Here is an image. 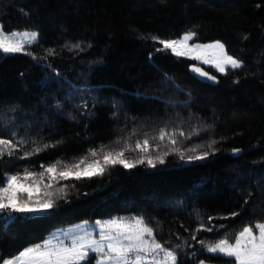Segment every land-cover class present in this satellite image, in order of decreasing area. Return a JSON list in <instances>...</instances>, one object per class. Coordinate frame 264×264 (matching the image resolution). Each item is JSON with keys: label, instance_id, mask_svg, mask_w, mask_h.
<instances>
[{"label": "trees", "instance_id": "1", "mask_svg": "<svg viewBox=\"0 0 264 264\" xmlns=\"http://www.w3.org/2000/svg\"><path fill=\"white\" fill-rule=\"evenodd\" d=\"M0 24L5 33H38L26 45L31 55L0 57V102L41 108L43 117L50 111L56 125L51 155L21 159L33 150L21 146L0 158V180L26 168L39 174L52 161L74 164L90 150L134 148L143 132L164 151L168 141L151 137L161 129H199L180 148L199 144L195 154L210 152L203 160L170 154L154 168L115 165L67 179L58 207L39 218L0 213V263L61 226L140 216L165 246H183L181 264H227L209 259L198 241L234 239L264 221V0H0ZM188 32L196 42H222L244 67L225 74L206 68L218 78L210 85L190 73L191 59L156 51L159 40ZM177 115L191 121L175 125ZM212 141L215 151L207 148Z\"/></svg>", "mask_w": 264, "mask_h": 264}, {"label": "snow or ice", "instance_id": "2", "mask_svg": "<svg viewBox=\"0 0 264 264\" xmlns=\"http://www.w3.org/2000/svg\"><path fill=\"white\" fill-rule=\"evenodd\" d=\"M196 36L195 32L185 33L177 40H159L161 48L156 49L158 52H171L179 56H188L189 58L200 60L203 63H212L217 71L225 74L228 70H235L244 67L243 61L228 55L225 51V45L220 41H215L207 45H188V41ZM158 40V37H152ZM246 39V37H245ZM38 40V33L17 32L5 33L3 27L0 26V57H7L14 54L23 53L31 55L26 45H30ZM73 48H79L76 44ZM211 53L212 59L206 57L207 53ZM49 54H53L49 50ZM36 59V57H33ZM193 71L200 76L215 80L214 76H210L201 68L193 66ZM86 106V105H85ZM199 129H193L187 135L183 131L165 132L161 129L158 137L152 138L163 142L167 137L168 144L166 150L156 156L149 153L157 151L159 144L155 147L149 138H145L142 142L138 141L134 148L127 145L118 151H104L98 153L97 150H90L89 156L93 159L89 162L86 158H81L75 164H62L57 161L54 164L41 167L44 171L39 174L33 173L25 169L23 176L20 174L5 175L0 180V213H17L21 214V218L33 217L39 218L54 211L58 205L57 199H62L65 189L63 187L57 189L56 193L45 192V198H34L33 191H39L37 187L43 181L47 174L51 181L67 180L74 178L81 180L83 178H92L94 176L103 175L110 166L121 165L125 169H131L138 164H147L148 167H156L157 164H164L165 157L170 154L178 155L181 160H203L210 152L203 151L199 154L197 148L203 145H194L190 148L176 147L181 143L178 141L177 134L185 139H190L193 135H199ZM5 136L9 138H4ZM28 143L23 137L18 138V132L13 121L7 119L0 112V158L5 155L14 156L20 146ZM212 141L207 145L211 151H215ZM51 147L44 145L43 148L37 147L31 152H25L21 159L33 155L36 152L43 151ZM138 150L141 155L132 160L125 156L126 151ZM239 149H234L233 153H239ZM193 153L185 155V153ZM98 155H102L103 163L96 159ZM37 175L39 179H37ZM30 181V183H29ZM50 188L51 183L44 185ZM23 193H27V199L23 198ZM247 203V200L245 201ZM182 204L178 202L177 206ZM236 216L238 213H231ZM198 218L200 214L197 213ZM229 217H223L228 219ZM209 220L213 219L208 217ZM99 239L93 238L91 232H87L82 236H73L66 242L60 239L58 235L52 234L41 243L31 245L20 250L9 259H3L2 264H88L94 259L95 264H181L178 251L183 247L176 244L174 247L165 246L157 239L155 229L150 227L143 217H117L106 221H97ZM223 227V225H221ZM204 228L203 220H200V231ZM206 230L212 231V228ZM197 239L195 232L191 237ZM179 239V237H178ZM202 250L211 258H226L227 264H264V222H258L255 225L244 226L242 230L235 234L234 239L231 235L212 243L205 244L198 241ZM199 264H205L201 260Z\"/></svg>", "mask_w": 264, "mask_h": 264}, {"label": "rangeland", "instance_id": "3", "mask_svg": "<svg viewBox=\"0 0 264 264\" xmlns=\"http://www.w3.org/2000/svg\"><path fill=\"white\" fill-rule=\"evenodd\" d=\"M0 26H1V24H0ZM17 32H32V31H17ZM184 34H182L177 39H180ZM177 39H173V40H177ZM212 42H215V41H212ZM212 42H205V43L196 42L195 37H194L192 40L188 41V45L189 46H191L193 44L207 45V44H210ZM161 47H162V45L160 44L159 48H161ZM168 51L171 52V50H168ZM180 57L189 58L188 56H180ZM206 57L209 60H211L212 59L211 53L210 52L207 53ZM189 59H191L195 64L202 65L205 68L210 69L214 73L222 74L221 72L216 70V68L213 66L212 63L206 64L200 60H196V59H192V58H189ZM42 110L43 109H41V108H32V107L22 105V104L8 103V102H4V101L0 102V112H2L4 114V116L7 117V119L14 122L16 129H17V132H18V138L23 137L24 139H26L28 141V143H26L24 145L30 146L32 149H35L37 147L43 148L44 145H51V147H48V148L44 149L43 151L36 152L37 157H39V156L43 157V155H45V154H47L48 156L51 155L53 149L56 146V143L53 142L54 141L53 138L55 137V132H56V130H55L56 125L54 124L55 123L54 118L52 117L54 114L50 111H46L45 114H48V115H46V117H43L41 115ZM175 114L176 113H174V115ZM189 117H191V116H189ZM173 120H175V122H177L175 125H181L183 127H186L188 125L189 122H187V121H191L190 119L182 118L179 115H177V117ZM164 130H165V132H170L168 129H164ZM156 132H157V137H158L160 131H156ZM141 134H142V138H139V139H142V140L140 142H142L147 137L145 132H143ZM151 137L154 138L153 135H151ZM4 138H9V137L5 136ZM177 139H178V141H181V143L177 144L178 147L182 146L184 144V142L188 141L187 139L184 141L181 140V139H183V137H180L179 135H178ZM165 140L168 141L167 137L165 138ZM154 141H158V140H154ZM24 145H22V146H24ZM161 152H162L161 150L160 151L157 150V151L150 152L149 154L152 156H156V155L160 154ZM191 154L192 153H188V152L185 153L186 156L191 155ZM136 156H139V155L136 153ZM80 159L81 158H79L78 161ZM86 159L90 162L93 158L88 156V157H86ZM96 159H99L101 164L103 163L102 155L96 157ZM54 162L55 161L49 162V163H47V165H44V166L51 165ZM71 163H72V161L69 163H66V164L71 165ZM41 171H44V169H42ZM23 172L24 171H21V173H17V172L9 173L7 175L20 174L21 176H23ZM37 179H39L38 175H37ZM63 181H65V180L61 179V180L50 182L49 177L46 174L43 178V181L37 185V187L39 188V191L38 192L33 191V197L44 199L46 191L56 193L57 189H59L61 187L65 188V182H63ZM29 183H30V181H29ZM49 183H51V187L46 189L44 187V185H48ZM27 196H28L27 193H23L24 199H27ZM13 214L14 213H11L9 215L12 216ZM117 217L131 218V217H140V216H114L112 218H117ZM109 219H111V218L103 219V220H97V221L102 222V221H106ZM97 221H93V222L82 221V222H78V223H74V224H70V225L61 226L59 228L52 230L45 237V239L49 238L50 235H52V234H56L59 236L60 239H64L67 242L70 237L82 236L87 232H91L93 235V238L99 239V235H98L99 229H98V226L96 223ZM262 222H264V221H262ZM45 239H43L42 241H44ZM42 241H40L39 243H41ZM214 242H216V241H214ZM214 242H212V243H214ZM212 243H209V244H212ZM33 245H35V244H33ZM27 247H29V246H27ZM7 259H9V258H7ZM0 264H2V262ZM205 264H211V263L205 262Z\"/></svg>", "mask_w": 264, "mask_h": 264}, {"label": "water", "instance_id": "4", "mask_svg": "<svg viewBox=\"0 0 264 264\" xmlns=\"http://www.w3.org/2000/svg\"><path fill=\"white\" fill-rule=\"evenodd\" d=\"M193 66L201 68L204 72H207L210 76H214L215 80H210L207 77L200 76L197 72L193 71ZM190 73L199 81L205 84L215 85L218 83V78L212 73L208 72L202 65L192 64L189 68Z\"/></svg>", "mask_w": 264, "mask_h": 264}]
</instances>
